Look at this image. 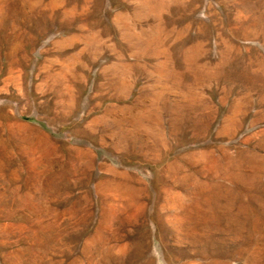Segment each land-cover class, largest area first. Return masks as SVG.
I'll return each instance as SVG.
<instances>
[{
  "label": "rangeland",
  "instance_id": "374dc122",
  "mask_svg": "<svg viewBox=\"0 0 264 264\" xmlns=\"http://www.w3.org/2000/svg\"><path fill=\"white\" fill-rule=\"evenodd\" d=\"M0 264H264V0H0Z\"/></svg>",
  "mask_w": 264,
  "mask_h": 264
},
{
  "label": "bare ground",
  "instance_id": "6f19581e",
  "mask_svg": "<svg viewBox=\"0 0 264 264\" xmlns=\"http://www.w3.org/2000/svg\"><path fill=\"white\" fill-rule=\"evenodd\" d=\"M189 219V218H188ZM208 221V220H207ZM248 253V252H247Z\"/></svg>",
  "mask_w": 264,
  "mask_h": 264
}]
</instances>
